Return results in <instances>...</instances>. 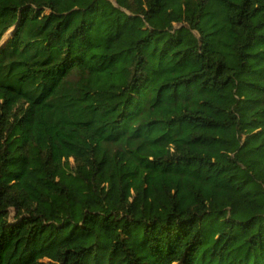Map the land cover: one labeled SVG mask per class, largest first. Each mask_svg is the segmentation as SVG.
<instances>
[{
	"label": "trees",
	"instance_id": "obj_1",
	"mask_svg": "<svg viewBox=\"0 0 264 264\" xmlns=\"http://www.w3.org/2000/svg\"><path fill=\"white\" fill-rule=\"evenodd\" d=\"M0 264H264V0H0Z\"/></svg>",
	"mask_w": 264,
	"mask_h": 264
}]
</instances>
